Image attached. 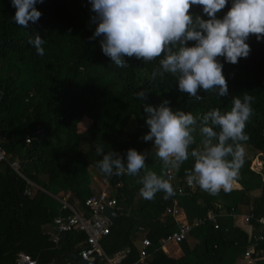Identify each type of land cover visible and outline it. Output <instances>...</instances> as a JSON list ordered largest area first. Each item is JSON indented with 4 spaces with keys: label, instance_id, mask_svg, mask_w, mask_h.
Returning <instances> with one entry per match:
<instances>
[{
    "label": "trees",
    "instance_id": "trees-1",
    "mask_svg": "<svg viewBox=\"0 0 264 264\" xmlns=\"http://www.w3.org/2000/svg\"><path fill=\"white\" fill-rule=\"evenodd\" d=\"M231 2L218 18H223ZM34 7L41 13L39 19L23 27L13 19L17 9L12 0H0V134L7 139L3 145L7 160H17L21 173L43 190L25 195L26 183L6 162L0 163V264H16L19 253L29 255L36 264L61 263L63 258L78 256L85 247L84 233L62 234L56 248L48 241L45 229L59 214V205L50 195L70 194V200L83 209L84 201L95 195L94 175L108 180L120 207L109 234L100 240L108 258L127 250L121 264L136 261L139 246L133 236L143 232L151 244L146 264H236L248 245V236L235 226L234 217L240 214V207L248 208L250 224L257 232L256 221L264 216V181L261 173L250 169L254 156L264 159V41L251 36L247 41L251 52L237 64L218 57L227 94L220 96L218 87L209 92L200 89L201 99L197 100L179 90V73L163 72L159 63L163 57L145 62L124 56V67L113 64L100 48L104 36L90 40L100 22L90 0H37ZM192 12L208 19L201 6H193ZM37 37L43 42V55L29 43ZM194 44L189 41L187 46ZM178 48L177 44L172 50ZM245 93L254 99L245 128L249 139L241 142L250 155L244 156L234 180L239 190L210 194L198 185L189 189L185 170L194 164L191 155L178 171H172L176 195L169 199H164L163 192L152 200L144 199L139 195V177L108 176L96 166L103 159L97 147L105 155L115 153L113 158H121L125 167L127 152L134 149L145 155L146 170L165 174L167 179V169L154 150L155 138L143 139L150 133L149 114L143 108L165 106L197 117L191 152L202 148L201 117L215 108L230 111L233 99L243 100ZM84 118L90 125L79 132ZM209 126L219 131L211 120ZM38 127L42 135L26 144V136ZM118 183L120 187H116ZM255 191L257 196H253ZM173 199L189 222L205 219L209 211L218 215L217 228L205 221L178 243L183 254L179 259L168 257L160 248V239L176 229L173 219L164 215ZM260 248L264 250V241ZM259 264H264V254Z\"/></svg>",
    "mask_w": 264,
    "mask_h": 264
},
{
    "label": "clouds",
    "instance_id": "clouds-1",
    "mask_svg": "<svg viewBox=\"0 0 264 264\" xmlns=\"http://www.w3.org/2000/svg\"><path fill=\"white\" fill-rule=\"evenodd\" d=\"M36 2L12 0L17 9L13 19L18 25L27 27L29 21L39 19L41 13L34 7ZM90 3L100 21L90 40L104 36L100 48L113 64L124 67V56H135L145 62L163 57L159 61L163 72L179 73V90L197 100L201 99L200 89L209 92L218 87L220 96L227 94L223 64L218 57L237 64L240 58L249 56L251 47L247 41L251 36L258 42L264 41V0H232L223 18L217 14L226 8L229 0H90ZM193 6H201L208 19L194 16ZM189 41H194V46H187ZM29 43L37 54H44L39 37ZM177 44L178 50L173 51ZM143 96L144 93H139V98ZM253 99L245 93L243 100L233 99L230 111L215 108L203 115L202 148H193L191 152L189 146L195 143L192 133L197 117L183 111L173 112L165 106L158 109L146 106L143 110L149 114L146 124L150 133L143 139L155 138L156 155L168 172L178 171L190 155L194 158L192 168L185 170L189 186L198 185L210 194L221 189L228 192L244 163L241 142L249 139L245 128L253 114ZM209 120L219 128L218 132L209 126ZM97 153L103 155L96 166L104 174L139 177L138 183L142 185L139 195L144 199L152 200L158 192L164 193V199L176 195L170 179H165V174L146 170V157L136 150H128L126 167L121 158H113L115 153L105 155L101 147H97Z\"/></svg>",
    "mask_w": 264,
    "mask_h": 264
},
{
    "label": "built area",
    "instance_id": "built-area-1",
    "mask_svg": "<svg viewBox=\"0 0 264 264\" xmlns=\"http://www.w3.org/2000/svg\"><path fill=\"white\" fill-rule=\"evenodd\" d=\"M42 133V128L38 127L31 134L26 136L25 143L30 144L33 140L41 136ZM6 141V137L0 134V163L6 162L9 168L26 183L24 190L25 195H31L33 190L43 191L38 185L28 180L21 173L20 164L17 160H7L3 146ZM166 178L170 179V182L173 181V172L167 171ZM101 182L104 186L103 190L87 198L84 201L83 209H81L77 203L70 200V194L50 195L59 205V214L52 221L51 230L47 234L48 241L56 248L62 234L73 231L81 232L85 235V247L81 249L78 255L80 260L90 261L97 257L106 264H121L126 256L124 251H119L111 258H108L100 247V240L109 234L112 224L104 215L105 209L112 208L116 214L117 211L120 210L116 198L111 194L112 186L108 180L106 178H101ZM185 184L189 189H193L195 185L189 186L186 180ZM120 186V183L116 185V187ZM180 191L179 189L178 194H180ZM164 215L170 216L173 219L176 229L169 235L160 239L161 249H164L170 244L178 245V243H181L187 238L194 227L202 225L205 221L212 223L214 228H217V214L209 211L205 219H196L193 222H189L176 199H173L171 205L165 209ZM251 219L252 216L248 214L240 217V221L247 227V229L243 231L248 236V245L240 257L241 264H259L263 259L264 250L260 248V244L264 241V216L256 221L259 226L257 232H253V226L250 224ZM139 243L138 258L136 261L129 264L147 263L149 257L148 249L151 244L149 240L144 237H142ZM16 264H36V262L31 259L29 255L19 253L16 258Z\"/></svg>",
    "mask_w": 264,
    "mask_h": 264
},
{
    "label": "crops",
    "instance_id": "crops-1",
    "mask_svg": "<svg viewBox=\"0 0 264 264\" xmlns=\"http://www.w3.org/2000/svg\"><path fill=\"white\" fill-rule=\"evenodd\" d=\"M89 125H90V123L88 124V120L86 118H84L82 120V123L80 124L81 132L85 131ZM263 165H264V163H263ZM263 165L260 168V170H263V168H264ZM103 188H104V186H103V184L101 182V178H99L98 176L94 175L92 177V189H93L94 194L99 193L100 191L103 190ZM239 189H240V185L237 182L234 181L233 184H232L231 190H239ZM257 195H258V193L253 194V196H257ZM247 212H248V208H246V207H240V214L234 217V224L239 229H242V230L247 229V227L243 224V222L240 221V217L247 215ZM185 217H186V215H185ZM45 230H46V232H50L51 226L46 227ZM133 237H134V241L136 242V245L139 246L140 245L139 242L142 239V237H144V233L143 232H138ZM168 246L169 247H167V248L165 247L163 249L164 253L168 257L175 258V259H179V258L182 257L183 254H182V251L179 248V246H177L175 244H170ZM79 260H80L79 257H78V259H76L75 258V255H72L71 259L63 258V260H62L61 263H55V262H53L51 264H78L79 263ZM96 264H106V263L103 262V261H101V260H99V259H97ZM236 264H241L240 257L238 258Z\"/></svg>",
    "mask_w": 264,
    "mask_h": 264
},
{
    "label": "rangeland",
    "instance_id": "rangeland-1",
    "mask_svg": "<svg viewBox=\"0 0 264 264\" xmlns=\"http://www.w3.org/2000/svg\"><path fill=\"white\" fill-rule=\"evenodd\" d=\"M199 114V113H198ZM199 116V115H198ZM88 120V119H87ZM82 123V121L80 122V124ZM90 123V121L88 120V124ZM80 124L78 125V131L79 132H81V127H80ZM243 148H244V146H243ZM154 150H157L156 149V146H155V148H154ZM244 153H245V155H250V152H249V150H247L246 148H244ZM244 155V156H245ZM263 163H264V159H263V157L262 156H260V155H256V156H254V158L252 159V161H251V164H250V169L252 170V171H254V172H257V173H261V176H262V180L264 181V168H263V170H260V168L262 167V165H263ZM263 167H264V165H263ZM255 193H258L257 191H255L253 194H255ZM244 212V211H243ZM187 241H189V244H193V240L191 239V238H188V240ZM172 246V245H171ZM174 246V245H173ZM167 247H169V246H166V248Z\"/></svg>",
    "mask_w": 264,
    "mask_h": 264
},
{
    "label": "water",
    "instance_id": "water-1",
    "mask_svg": "<svg viewBox=\"0 0 264 264\" xmlns=\"http://www.w3.org/2000/svg\"><path fill=\"white\" fill-rule=\"evenodd\" d=\"M104 215L113 223L117 217V214L115 213L114 209L112 208H106L104 211ZM128 251L126 250L125 253H127ZM76 259H78V256H75ZM97 257L94 260H90V261H83V260H79L78 264H96L97 261Z\"/></svg>",
    "mask_w": 264,
    "mask_h": 264
}]
</instances>
